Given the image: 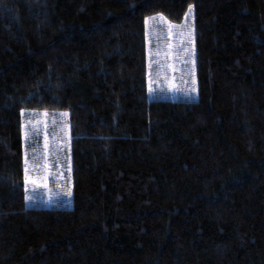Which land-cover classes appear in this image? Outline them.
<instances>
[{
	"label": "trees",
	"instance_id": "1",
	"mask_svg": "<svg viewBox=\"0 0 264 264\" xmlns=\"http://www.w3.org/2000/svg\"><path fill=\"white\" fill-rule=\"evenodd\" d=\"M189 4L197 97H150ZM21 109L68 111L70 207L27 206ZM0 264H264V0H0Z\"/></svg>",
	"mask_w": 264,
	"mask_h": 264
},
{
	"label": "rangeland",
	"instance_id": "2",
	"mask_svg": "<svg viewBox=\"0 0 264 264\" xmlns=\"http://www.w3.org/2000/svg\"><path fill=\"white\" fill-rule=\"evenodd\" d=\"M188 10V9H187ZM192 8V16L190 22L192 24V41H194V15ZM149 16L150 18L153 17ZM183 21L179 24L172 23L173 27L172 36L167 35L168 20H163L162 17L157 16L154 20H150L147 28L145 25V40L147 50V74L149 83V59L153 61L152 67V81L153 91L150 93V97L169 98V99H180L185 101L195 100L197 97V83L195 74V63H194V75H195V88L192 89V75H193V63L195 62V53L193 56L183 54V47L190 46V42L187 38L184 40L180 39V33L184 31ZM155 29L157 36L152 35V30ZM146 31L149 33L146 38ZM171 41L173 47L171 51L175 55L168 57L166 53L169 51L167 45ZM194 46V45H193ZM159 50L160 56L156 57L153 55L151 58L148 56L149 51ZM159 60V64L155 61ZM172 67L169 68L168 65ZM161 65L163 67H161ZM159 71L160 75L156 73ZM174 87H169V84ZM45 110H26L23 112L22 119V135L24 142V159L25 152L27 151L30 161V166L34 162L38 165H43L44 160V132L47 131L49 134V154L47 160L50 163L49 176L47 181V188L41 185L35 190L29 186L28 195L32 197L26 200V204L29 207H58L67 208L71 205V195L68 194L67 189H72V174L69 173V163L71 167V156H70V127H69V113L68 111H47L48 115L43 116ZM67 112V116H62V113ZM42 118L47 124V128H44V124L40 125V131L38 135L29 133L28 137H25V132L28 131L32 125L28 123L29 120H36ZM62 125H67L66 129H62ZM66 133V134H65ZM59 140H64L66 143L57 144ZM57 147L62 151H57ZM35 149V155L33 153ZM72 191V190H71ZM26 195V192H25Z\"/></svg>",
	"mask_w": 264,
	"mask_h": 264
},
{
	"label": "snow or ice",
	"instance_id": "3",
	"mask_svg": "<svg viewBox=\"0 0 264 264\" xmlns=\"http://www.w3.org/2000/svg\"><path fill=\"white\" fill-rule=\"evenodd\" d=\"M192 8L193 6L191 4L188 5V10L185 12V21L183 24V29L184 31H182L180 33V39L184 40L185 38H187L190 42V46L188 47H183V54H187L189 56H193L194 55V41H192V24L190 22V18L192 16ZM157 16L162 17L163 20H167V17H164L162 13H158V14H154L153 17H146L145 18V25L146 28L150 22V20H154ZM173 27H175V25L172 24L171 21H168V28H167V35L168 36H172L173 32L172 29ZM152 35L153 36H157V33L155 32V29L152 30ZM149 33L146 31V38H148ZM158 38V36H157ZM169 51L166 53V55L168 57H171L173 55H175V53H173L171 51L173 45L171 43V41L168 42L167 45ZM153 55H155L156 57L160 56V52L159 50L153 52V51H149L148 52V56L151 58ZM156 64H159V60L155 61ZM193 63V75H192V91L195 92L196 88H195V75H194V60L192 61ZM152 67H153V61L151 59H149V63H148V68H149V83H148V91L151 93L154 89H153V81H152ZM161 67H163L161 65ZM169 68L172 67L171 64L168 65ZM157 76L160 75L159 71L156 73ZM169 87H174V85H172L171 83L169 84ZM25 110L21 109V112L23 113ZM35 111V110H33ZM48 115L47 111L45 110L43 112V116L46 117ZM62 116H67V112L62 113ZM29 124L32 125V127L25 132V137L29 136V133H32L33 135H38L39 131H40V125L43 123L44 124V128H47V124L43 121L42 118H37L36 120H29L28 121ZM67 125H62V129H66ZM66 134V133H65ZM66 143V141L64 140H59L57 142V144H64ZM35 149H33V153L35 155ZM57 151H62V149H60L59 147H57ZM49 154V134L47 131L44 132V164L43 165H38L36 163H32L30 166V161H29V156L27 151L25 152V159H24V188H25V199H31L32 197H30L27 193L29 191V186H31L32 190L37 189L38 187H40L41 185H43V187L47 188V181H48V176H49V167H50V163L47 160V156ZM69 173L71 172V167H70V163H69ZM67 192L69 195H71V189H67Z\"/></svg>",
	"mask_w": 264,
	"mask_h": 264
}]
</instances>
